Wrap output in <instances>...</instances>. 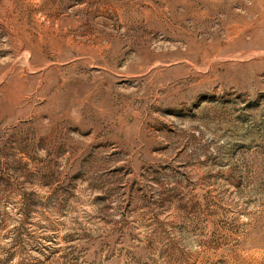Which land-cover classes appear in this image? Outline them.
Instances as JSON below:
<instances>
[{"label":"rangeland","instance_id":"374dc122","mask_svg":"<svg viewBox=\"0 0 264 264\" xmlns=\"http://www.w3.org/2000/svg\"><path fill=\"white\" fill-rule=\"evenodd\" d=\"M0 264H264V0H0Z\"/></svg>","mask_w":264,"mask_h":264}]
</instances>
